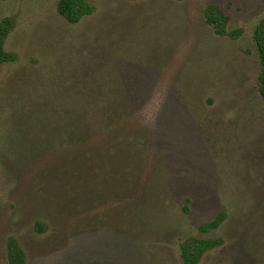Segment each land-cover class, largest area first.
<instances>
[{"label": "rangeland", "instance_id": "obj_1", "mask_svg": "<svg viewBox=\"0 0 264 264\" xmlns=\"http://www.w3.org/2000/svg\"><path fill=\"white\" fill-rule=\"evenodd\" d=\"M86 1L71 23L60 0H0L17 55L0 66V264L10 237L24 264H182L190 238L222 241L198 264H264V0ZM210 5L235 36L207 22ZM64 88L128 107L127 163L100 149L107 135L79 164L42 130V98ZM114 119L93 111V133Z\"/></svg>", "mask_w": 264, "mask_h": 264}, {"label": "trees", "instance_id": "obj_2", "mask_svg": "<svg viewBox=\"0 0 264 264\" xmlns=\"http://www.w3.org/2000/svg\"><path fill=\"white\" fill-rule=\"evenodd\" d=\"M58 11L69 22L78 23L84 16L92 13L93 8L86 0H60ZM206 20L209 24L215 26L218 33L235 36V34L226 30V17L218 6L210 5L206 8ZM11 28L12 23L9 18L0 21V66L17 60L15 53L6 51L4 48ZM254 39L261 64L258 77L259 92L264 99V23L256 27ZM101 90H95L94 95H98ZM73 96H78L76 90L64 88L42 98V130L46 134L59 132L61 135L56 137L59 143L72 144L73 150H82L75 151V159L79 164H88L92 159V155H89L88 152L92 151L91 145L97 143L94 135H107L105 138L106 146H100V149H106L104 153L111 152L112 158L125 159L124 162L127 163L131 159V154L136 152L134 150L140 147V140L137 141L139 134L133 129L130 131L127 127L129 120L128 107L122 108L121 103L111 105L75 103ZM116 97L119 98L120 96L116 95ZM96 110H99L103 115L112 114L115 119L109 120L101 129L93 133L91 113ZM55 114L58 116L55 117ZM57 118H59L58 121ZM64 133H72L73 135L67 137L62 135ZM84 147L90 149L87 151ZM94 152L100 154L97 151ZM224 217V213H220L212 222L203 225L201 229L207 232L219 227L223 223ZM221 242V239L190 238L181 245L182 264H198L206 251ZM7 255L9 264H24L25 262V252L14 237H10L8 240Z\"/></svg>", "mask_w": 264, "mask_h": 264}]
</instances>
